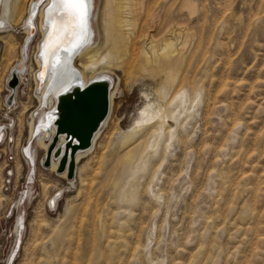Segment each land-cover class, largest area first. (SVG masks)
Listing matches in <instances>:
<instances>
[{"label": "rangeland", "instance_id": "374dc122", "mask_svg": "<svg viewBox=\"0 0 264 264\" xmlns=\"http://www.w3.org/2000/svg\"><path fill=\"white\" fill-rule=\"evenodd\" d=\"M191 1L193 36L167 86L109 65L120 91L73 186L47 170L42 151L32 168L24 159L38 104L33 73L14 83L25 34L0 33L15 39L9 52L0 42V127H9L0 142V264H264V0ZM75 67L85 68L78 59ZM144 110L163 127L158 117L137 127ZM31 172L34 193L17 209Z\"/></svg>", "mask_w": 264, "mask_h": 264}, {"label": "bare ground", "instance_id": "6f19581e", "mask_svg": "<svg viewBox=\"0 0 264 264\" xmlns=\"http://www.w3.org/2000/svg\"><path fill=\"white\" fill-rule=\"evenodd\" d=\"M52 2L53 0H0V33L12 32L19 28L21 34H25L26 38L31 32L29 26L25 23L26 17L20 26L14 28L12 25H18L26 13V16H28L32 11L36 12L34 20L35 29L33 28L34 38L38 35L37 33H40V39L37 41L36 52L34 54L36 69L33 71L31 63L28 62L30 54L29 48L32 45V42H30L27 45L23 60L25 66H23V62L22 64H17L21 58L22 50L20 49V58L12 67L13 71L11 73L9 72V76H12L14 82L18 81L17 76H20L21 80L23 74L28 71L33 73L32 78L36 89L34 98L38 104L27 121L28 140L26 146L22 149L24 159H26L28 166L31 168L35 166L37 150L42 151L43 155L41 159L42 161L44 160L45 153L54 135L52 110L55 106L56 96L62 93L65 88L76 83H79L81 87H85L92 80L100 78H109L112 80L108 115L100 129L94 135L90 148L85 151H79L75 155L74 171H72L73 177L71 179L67 177V170L62 173H57L58 161L54 158L49 160L47 166L44 164L47 170L54 171L57 176L64 178L69 186H73L72 180L77 165L81 159L93 151L96 140L108 122L113 100L120 91V87H118L119 80L115 78V74L107 71L110 70L108 69L109 65H118L127 74L147 71L155 79L161 80L163 86H167L174 79L176 75L174 72L185 58V51L188 49L193 36L192 17L194 14V5L191 0H104L101 11L103 42L102 46L99 47V45L96 46L99 40L96 19L100 3L99 0H87L89 17L85 42L78 48L68 50L64 56L57 55L49 72L45 76L43 75V77H36L42 64V59L37 58V52L40 49L39 43L51 28L49 25V6ZM68 36L73 37L71 33ZM14 40L13 37L0 36V42L3 44L6 52L13 49ZM53 43L56 44L54 39ZM77 59L82 61L85 71L79 72L75 67V61ZM100 65L103 68L98 71ZM87 71L91 73L89 77L86 76ZM175 100L177 101L178 108L184 103L183 96L180 94L176 96ZM5 106L9 112L14 110L16 107L15 99L11 104H5ZM144 113H147V116L137 119V127L142 126L154 117H158L157 114L152 117L148 116L151 113L147 110L143 111V115ZM172 118L174 117L172 116ZM158 120V125L163 127L164 122L162 117H158ZM46 128H49V140H45ZM8 129L9 127H0V142L2 140L4 142L8 140ZM147 131H144L142 136H146ZM12 142L13 139L11 138L10 143L12 144ZM62 145L63 137L61 136L58 146ZM33 173L31 172V176L28 179L29 182L25 185L26 188H24L19 197V201H17V209H20L24 205V202H26L27 197L34 193L35 182L32 176ZM60 195H62L61 191L56 193L51 202L50 209H52L55 204L54 201ZM125 197L127 198L128 196L125 195ZM20 226L21 221H19L15 230L18 231Z\"/></svg>", "mask_w": 264, "mask_h": 264}, {"label": "water", "instance_id": "95a60500", "mask_svg": "<svg viewBox=\"0 0 264 264\" xmlns=\"http://www.w3.org/2000/svg\"><path fill=\"white\" fill-rule=\"evenodd\" d=\"M35 16L36 12L32 11L25 20L31 32L24 39L19 64H22L27 45L34 36ZM52 18L56 19L57 17L53 16ZM49 25L51 26L50 20ZM50 30L52 29L50 28ZM48 32L44 35L40 43L39 58L42 59V64L40 71L37 73V77L40 76L39 73L42 71H44V76L49 72L57 55L64 56L68 50L73 49L71 43H69L73 37L71 38L61 32L59 38H53L56 44L53 43L50 47L47 57L42 56L40 53L44 51L43 43L47 38ZM59 39H63L64 43L60 44ZM46 60L48 64L47 68H45ZM111 88L112 80L109 78H100L90 81L85 87H81L79 83H76L65 88L62 93L56 96L55 106L52 110L54 135L44 156L45 166L48 165L50 159L54 158L58 161L57 173H62L67 170V177L69 179L73 177L72 171H74L75 155L79 151H85L90 148L94 135L100 129L108 115ZM85 97L91 101L87 112L82 111L79 106V101ZM11 103L12 99L10 98L7 104ZM61 136L63 137V145L58 146ZM45 140H49V128L45 129Z\"/></svg>", "mask_w": 264, "mask_h": 264}, {"label": "snow or ice", "instance_id": "6c2138e0", "mask_svg": "<svg viewBox=\"0 0 264 264\" xmlns=\"http://www.w3.org/2000/svg\"><path fill=\"white\" fill-rule=\"evenodd\" d=\"M49 12L52 30L48 32L47 38L43 43L44 51L40 53L42 56L47 57L49 49L53 45V38H59L61 32L64 35L72 34L73 39L69 43H71L73 49L80 47L85 42L89 17L87 0H53L49 6ZM53 16L57 18L53 19ZM59 43H64V40L59 39ZM47 67L46 60L45 68ZM39 75L43 77L44 72H40ZM90 103L91 101L85 97L79 101V106L82 111L87 112Z\"/></svg>", "mask_w": 264, "mask_h": 264}]
</instances>
